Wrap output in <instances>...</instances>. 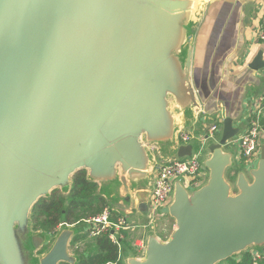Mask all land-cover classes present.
<instances>
[{"label": "water", "instance_id": "95a60500", "mask_svg": "<svg viewBox=\"0 0 264 264\" xmlns=\"http://www.w3.org/2000/svg\"><path fill=\"white\" fill-rule=\"evenodd\" d=\"M258 1L0 0V264L86 257L70 250L86 224L47 232L32 222L34 205L67 196L79 171L110 207L145 221L141 255L122 247L121 264L264 255V140L243 166L230 143L245 126L247 88L262 82L263 49L231 67ZM199 112L219 123L204 144L206 176L171 181L155 210L173 221L163 239L147 224L154 168L193 155L194 139L179 133L195 137Z\"/></svg>", "mask_w": 264, "mask_h": 264}, {"label": "built area", "instance_id": "2783aa9c", "mask_svg": "<svg viewBox=\"0 0 264 264\" xmlns=\"http://www.w3.org/2000/svg\"><path fill=\"white\" fill-rule=\"evenodd\" d=\"M257 38L259 40H264V20L257 31ZM263 103L264 95L259 100V103L255 109L252 111L245 131L239 134L236 139L232 140V142H230L231 144L236 145V156L239 162L241 159L244 160V165L254 162L258 154L259 141L261 139L264 140V127L261 124ZM218 124L219 123L217 120L216 122L208 125L204 136H202L200 139H197V143L194 145L193 155L190 158L162 162L155 166V183L150 196L151 217H155V210L159 206L164 205L169 201L172 191L171 181L174 178L181 177L185 185L188 187H194L198 185L205 178V171L201 167V157L204 154V144L207 138H215L216 132L218 130ZM192 139L193 136L187 132L179 133V141L182 143H187ZM114 214V210L111 207L105 206L100 213L85 220L84 224L87 225V231L90 233V236L108 233L110 239L113 242L118 243L119 240L125 236L122 231L129 230L131 226L136 227L135 224L131 225L127 218L122 216H117L116 219L113 220L112 216ZM133 246L142 251L144 247L143 240L140 239L139 241H136ZM254 256L256 258H264V255L255 254ZM105 264H121L120 256L119 260L107 262Z\"/></svg>", "mask_w": 264, "mask_h": 264}, {"label": "trees", "instance_id": "16d2710c", "mask_svg": "<svg viewBox=\"0 0 264 264\" xmlns=\"http://www.w3.org/2000/svg\"><path fill=\"white\" fill-rule=\"evenodd\" d=\"M263 115L261 124L264 127V103L262 104ZM241 166L245 164L240 160ZM97 185L89 182L84 171H79L73 176L72 188L67 196H63L59 190H54L49 198L40 199L33 208L32 218L34 228H41L47 232H53L64 221L69 225L83 224L85 220L97 215L107 205L103 197L96 193ZM116 213L112 216L115 220ZM124 237L119 242H113L109 234L90 236L87 231L73 238L71 247L78 241L90 239L84 253L86 257L78 264H105L119 260L120 248L129 249L130 244L126 241V231H122ZM76 253L77 248H72ZM83 253V254H84ZM228 264H264V258H256L252 253H243L238 261L227 260Z\"/></svg>", "mask_w": 264, "mask_h": 264}, {"label": "crops", "instance_id": "0c3cea01", "mask_svg": "<svg viewBox=\"0 0 264 264\" xmlns=\"http://www.w3.org/2000/svg\"><path fill=\"white\" fill-rule=\"evenodd\" d=\"M245 13L250 16L253 29L252 28H246V27H242V29H241L240 50L238 51L236 56L233 58V61L236 62V66L235 67L231 66L236 73L242 71V69L252 59V57L255 55V53L259 49L264 50V40H259L257 38V31L259 29V26L261 25V23L264 20V3L261 0H259L258 2L254 3L252 5H247L246 9H245ZM257 41H259V42L257 43ZM260 75L262 77L261 84L259 86L250 85L247 88V93L245 95V102L247 104V109L243 114L240 115V117L237 121V123L242 122L245 125L244 129L241 133H243L245 131V129L247 128V122H249V118L251 116L252 111L255 109V107L259 103V100L264 95V70H262L260 72ZM217 120H218V118L216 119L215 115L214 116L213 115H207V114H204L202 112L198 113L197 121L195 124L197 132L195 131V138H193L194 139V142H193L194 145H196L197 139H200L202 136H204V134L206 132V128L208 127V125L216 122ZM245 122H246V124H245ZM205 176H206V173H205ZM106 206H109V205L107 204ZM112 209L114 210V213H116L117 215H120L122 217L127 218L128 222H130L131 225L135 224V225L142 226L140 231L142 232V238H144V235L146 233L147 228L144 226V225H146L145 221L143 220V218H141V216L139 214L134 213L131 215V213L129 211H121V210L116 209V208L115 209L112 208ZM154 218H156V219L166 218L171 223V225L173 226V221L167 215H163V216H156L155 215V217L150 216L149 222L151 220H153ZM75 225H78V224H75ZM83 225H85V224L83 223L82 226ZM86 227H87V225H86ZM152 231L156 232L153 229H152ZM86 232L87 231H84L81 234H84ZM170 232H171V230H170ZM81 234H79V235H81ZM132 248L135 249L133 251L134 255H137V256L141 255L142 251L138 250L134 246H132ZM222 264H228V263H227V261H224V263L222 262Z\"/></svg>", "mask_w": 264, "mask_h": 264}, {"label": "rangeland", "instance_id": "374dc122", "mask_svg": "<svg viewBox=\"0 0 264 264\" xmlns=\"http://www.w3.org/2000/svg\"><path fill=\"white\" fill-rule=\"evenodd\" d=\"M32 222H33V218H32ZM147 224L148 225L150 224L149 226L153 230L156 231L155 233L158 234L163 239L168 236V233L170 232V230H172V227H173L171 225V223L166 218H158V219L154 218L153 220H151ZM129 226H131V225H129ZM141 227L142 226H138V225H136V227L131 226L129 228V230L126 231V241L130 244L129 251L132 254H133V251L135 250V249L132 248L133 244L136 241H139L140 239H143L142 238V232L140 231ZM38 229H41V228H38ZM89 238H91L90 235H89ZM88 241H90V239L81 240V241H78L77 243H75L74 246L78 247L76 253L83 254L84 253V249L87 246V243H89ZM74 246L71 247V250H72V248H74Z\"/></svg>", "mask_w": 264, "mask_h": 264}]
</instances>
